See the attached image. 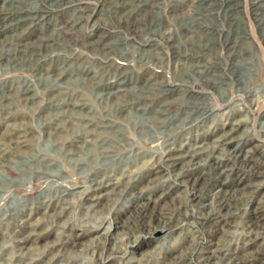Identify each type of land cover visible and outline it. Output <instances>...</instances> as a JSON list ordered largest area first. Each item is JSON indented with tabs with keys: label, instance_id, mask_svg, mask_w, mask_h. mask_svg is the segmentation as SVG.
<instances>
[{
	"label": "rangeland",
	"instance_id": "374dc122",
	"mask_svg": "<svg viewBox=\"0 0 264 264\" xmlns=\"http://www.w3.org/2000/svg\"><path fill=\"white\" fill-rule=\"evenodd\" d=\"M0 264H264V0H0Z\"/></svg>",
	"mask_w": 264,
	"mask_h": 264
}]
</instances>
